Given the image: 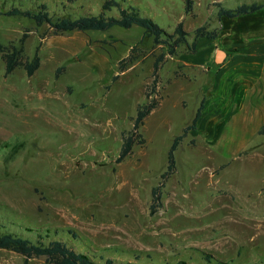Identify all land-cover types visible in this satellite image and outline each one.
Masks as SVG:
<instances>
[{
    "label": "rangeland",
    "instance_id": "1",
    "mask_svg": "<svg viewBox=\"0 0 264 264\" xmlns=\"http://www.w3.org/2000/svg\"><path fill=\"white\" fill-rule=\"evenodd\" d=\"M40 1L57 19L99 14L104 0ZM119 1L173 32L180 20L188 31L217 24L213 2L234 7L246 0H194L195 16L186 14L185 0ZM11 4L36 9L37 1L0 0V10ZM108 14L120 12L113 7ZM144 31L135 25L56 34L48 23L0 15V42L20 46L27 33L25 56L38 46L41 56L30 76L22 67L6 74L0 55V219L31 239L48 230L99 263L114 257L137 264H264V134L241 144L229 128L198 124L176 150L175 172L151 212L169 148L212 87L207 67L177 61L186 45L163 62L159 105L141 127L146 143L116 161L122 133L146 100L154 60L165 50ZM129 54L135 59L122 71ZM24 260L0 249V264ZM29 264L50 263L40 256Z\"/></svg>",
    "mask_w": 264,
    "mask_h": 264
},
{
    "label": "trees",
    "instance_id": "2",
    "mask_svg": "<svg viewBox=\"0 0 264 264\" xmlns=\"http://www.w3.org/2000/svg\"><path fill=\"white\" fill-rule=\"evenodd\" d=\"M36 9L23 8V6L11 4L10 8L0 10V15L27 17L34 20L37 25L45 23L50 24L54 28L56 34L65 31L77 30L87 32L90 30L105 31L114 26H121L131 28L135 25L144 28V33L153 37L155 45H162L165 47L159 55L156 56L153 63L152 81L146 88V100L137 105V113L134 117L133 127L122 133V144L119 154L116 158L117 162H122L129 156L136 145H143L146 143V138L141 130L145 118L159 105V85L161 83V69L163 62L168 56H177L181 45H186L189 53H196L198 51V40L203 37L209 39L217 38L219 30L211 28V23L205 22L204 24L196 27L192 31H188L184 27V22L180 20L176 25L173 32L167 31L160 24H158L151 16L142 14L139 9L128 6L125 7L119 0H104L102 10L99 14H88L73 18L71 16H59L54 19L49 11V6L46 2L36 0ZM73 2L76 0H68ZM194 0H185L186 14L195 16ZM217 7V17L220 19L223 16L236 17L242 14L252 13L264 7V4L258 2L247 3L243 2L234 8L226 7L222 2L213 3ZM117 7L120 14L118 16L109 15V11ZM193 36V41L189 42V37ZM27 33H24L21 38V45L18 46L14 42L3 43L0 42V55L5 62L6 74L12 73L18 67L26 70L28 75H33L41 66L40 47L38 46L32 58L26 57L24 54V41ZM135 46L130 49L132 53ZM135 59V56L129 54L125 61L120 62L121 70H125L126 66ZM64 70L63 67L58 69L57 75ZM118 74L114 79L118 78ZM205 106L204 99L201 101L192 122L183 128V132L177 135L168 151V166L167 170L162 174V180L159 185L152 189L153 203L151 205V212H155L156 208L161 204V197L163 189L165 188L166 181L175 172L176 158L175 152L178 149L181 141L191 130L198 128V122L202 116ZM260 134H264V125L259 130ZM13 225V226H12ZM13 221L9 219H0V249H8L18 252L25 256L22 264H29L33 257L45 256L50 264H137L133 262H124L114 257H106L104 262L99 263L89 253L77 250L72 243L60 237L53 238L51 233L40 232L34 238L25 237L23 231H15ZM34 229L28 227L26 231H33ZM72 233V231L69 230ZM74 236H76L74 234ZM207 260L211 261L212 256L207 255ZM176 264H191L186 260H180Z\"/></svg>",
    "mask_w": 264,
    "mask_h": 264
},
{
    "label": "crops",
    "instance_id": "3",
    "mask_svg": "<svg viewBox=\"0 0 264 264\" xmlns=\"http://www.w3.org/2000/svg\"><path fill=\"white\" fill-rule=\"evenodd\" d=\"M245 2L264 4V0ZM240 3L243 2L234 7ZM217 20V24H211V28L219 30L217 38H200L198 51H186L177 61L188 69L207 67L213 74L212 87L201 99L205 106L199 127L229 128V136H238L237 142L245 144L264 125V7ZM220 50L224 52L223 59L217 61ZM204 85L201 83V89Z\"/></svg>",
    "mask_w": 264,
    "mask_h": 264
},
{
    "label": "water",
    "instance_id": "4",
    "mask_svg": "<svg viewBox=\"0 0 264 264\" xmlns=\"http://www.w3.org/2000/svg\"><path fill=\"white\" fill-rule=\"evenodd\" d=\"M224 52L220 50L217 55V61H221L223 59Z\"/></svg>",
    "mask_w": 264,
    "mask_h": 264
}]
</instances>
